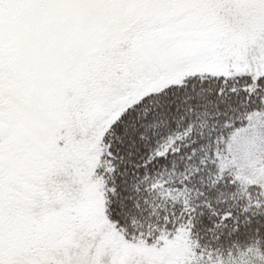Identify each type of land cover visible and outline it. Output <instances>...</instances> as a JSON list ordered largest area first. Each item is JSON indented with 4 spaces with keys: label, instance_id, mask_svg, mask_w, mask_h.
Returning a JSON list of instances; mask_svg holds the SVG:
<instances>
[{
    "label": "snow or ice",
    "instance_id": "snow-or-ice-1",
    "mask_svg": "<svg viewBox=\"0 0 264 264\" xmlns=\"http://www.w3.org/2000/svg\"><path fill=\"white\" fill-rule=\"evenodd\" d=\"M0 264H264V0H0Z\"/></svg>",
    "mask_w": 264,
    "mask_h": 264
}]
</instances>
